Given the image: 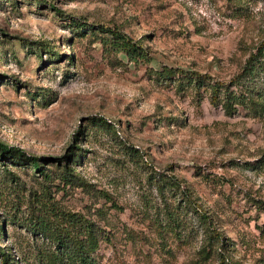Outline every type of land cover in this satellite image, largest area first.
<instances>
[{"label":"rangeland","instance_id":"obj_1","mask_svg":"<svg viewBox=\"0 0 264 264\" xmlns=\"http://www.w3.org/2000/svg\"><path fill=\"white\" fill-rule=\"evenodd\" d=\"M98 24L139 40L150 63L129 62ZM263 38L264 0H0V145L37 157L51 175L0 157V248L17 264H41L46 242L14 218L48 187L107 232L101 264H217L218 248L230 264H264L254 201L264 202V117L227 115L206 93H179L147 71L166 65L228 81ZM152 170L174 178L222 247L202 251L200 213L176 186L160 192Z\"/></svg>","mask_w":264,"mask_h":264},{"label":"trees","instance_id":"obj_2","mask_svg":"<svg viewBox=\"0 0 264 264\" xmlns=\"http://www.w3.org/2000/svg\"><path fill=\"white\" fill-rule=\"evenodd\" d=\"M94 27L101 32L108 33L117 51L122 52L129 62L147 65L150 63L152 58L149 51L139 40L133 39L119 27L98 24L92 25L91 28L94 29ZM47 51L51 54V50ZM147 71L151 72L155 79L172 84L179 93L190 90L199 98L206 93L209 103L212 106H220L227 115H233L242 109L251 116L264 117V38L249 53L240 70L228 81L216 79L197 70L166 65H162L159 69L147 66ZM98 119L106 127L111 125V122H107L104 118L99 117ZM88 123L87 125L95 124V121L91 119ZM86 128L87 126L84 129ZM82 133L83 129L78 131L77 135ZM73 147L70 146L69 151ZM134 151L137 152L135 149ZM80 154L76 156V153L72 152L69 157L72 155L74 161L77 162L76 158L79 159ZM0 157L10 159L14 165H28L41 174L46 181H50L51 175L46 172L42 161L37 157L26 156L21 150L4 145H0ZM262 160L264 161V153ZM156 176H158L157 182L160 183V192L175 186L178 190L180 189L173 177L152 170L151 178L154 179ZM71 177L72 174L68 171V167H64L61 181L65 184L70 183ZM162 186L165 188L161 189ZM184 192L179 190V197L183 204L194 206L197 209L207 229L209 247L203 248L202 251L208 255L213 243L220 247L223 246L220 234L207 219L204 211ZM254 201L256 207L264 213V202ZM27 207H29L27 216L21 221L17 218L14 220L16 219L18 224L23 225L32 237L46 242V250H40L37 253L41 264H101L97 258V250L102 239H107V232L94 220L81 212L62 208L51 196L48 187H44L40 193L33 194L28 200ZM165 213L171 221H175L170 208H166ZM216 255L217 264H230L222 248H218ZM0 257L4 264H17L9 252H5L2 248H0Z\"/></svg>","mask_w":264,"mask_h":264}]
</instances>
